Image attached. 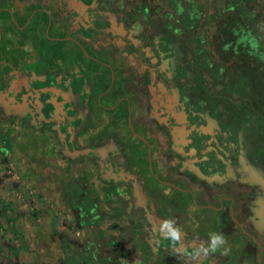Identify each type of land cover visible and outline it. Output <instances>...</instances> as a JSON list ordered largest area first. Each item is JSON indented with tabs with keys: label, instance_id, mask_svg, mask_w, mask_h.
<instances>
[{
	"label": "crops",
	"instance_id": "1",
	"mask_svg": "<svg viewBox=\"0 0 264 264\" xmlns=\"http://www.w3.org/2000/svg\"><path fill=\"white\" fill-rule=\"evenodd\" d=\"M263 37L264 0H0V165L42 198L0 175L17 234L24 209L42 214L31 251L0 242V264H188L212 233L227 254L191 264H264V191L201 158L222 114L208 95L237 92L226 61L252 66Z\"/></svg>",
	"mask_w": 264,
	"mask_h": 264
},
{
	"label": "flooded vegetation",
	"instance_id": "2",
	"mask_svg": "<svg viewBox=\"0 0 264 264\" xmlns=\"http://www.w3.org/2000/svg\"><path fill=\"white\" fill-rule=\"evenodd\" d=\"M262 41L264 45V37ZM245 51L243 53L251 55L252 66H247L242 60L226 61L224 66L238 73L244 71L234 85L237 92L223 91V86H230V82L216 83L213 86L216 91L208 95L220 97V103L215 108L220 107L222 114L218 118H211L214 150L202 154L201 158L209 159V169H216L224 163L227 166L224 173L227 175L235 168L236 176L242 181L248 180L247 184L264 191V47L250 46ZM223 56H227V53ZM226 96L242 98L230 105L225 101ZM207 128L203 127L201 131L205 132ZM194 134L197 135L196 131ZM254 221L262 225L264 218H254Z\"/></svg>",
	"mask_w": 264,
	"mask_h": 264
},
{
	"label": "rangeland",
	"instance_id": "3",
	"mask_svg": "<svg viewBox=\"0 0 264 264\" xmlns=\"http://www.w3.org/2000/svg\"><path fill=\"white\" fill-rule=\"evenodd\" d=\"M5 124H8L7 126H9L10 121H6ZM24 168V167H23ZM40 169V168H39ZM22 166L20 165H16L15 161L12 162V159H9V162H7L6 164H2L0 165V175L2 174L3 176H6L7 178L10 179V181H8L9 185H7L6 188H11L13 190V187L11 186V180H16L18 182V186L22 189L21 194L23 193V195L25 197H23V204H27V197L28 196H36L38 197L37 199H42L41 198V194L38 195L39 192V188L33 184V182L31 183H27V181H25L24 176H22ZM210 171H207L205 174H207L208 176H213L215 175V173L217 174V172L222 173L224 171H227V166L223 163L221 165H219L218 168L214 169L213 171L211 169H209ZM215 172V173H214ZM204 174V175H205ZM203 175V176H204ZM207 176V177H208ZM207 180V178H206ZM11 186V187H10ZM8 193V192H7ZM17 196V193H20V189L15 190L14 192H10L8 193L9 195L15 194ZM18 197V196H17ZM26 201V203H25ZM29 204V203H28ZM30 207V206H29ZM29 207H25L28 208ZM55 207L52 206V209H54ZM30 211H27L24 209V213L22 218L20 219V222H18L19 224V228H21L20 230L22 231L21 236L20 234H17V229L14 228L15 226V221H11L10 216H12L11 212H5L3 214L0 215V242L2 244V247L4 248L5 251H7L8 253H14L15 249L17 251L21 250L22 253H26L27 251H31L29 248L26 247L24 240H26V236L29 235H35L37 238V233L34 224H28L26 226L28 222V220H33V219H39L40 216H42V214L40 213H36L34 211V209H32V207L29 209ZM55 213V212H54ZM57 215H59L60 213H55ZM28 218V220H27ZM39 237V236H38Z\"/></svg>",
	"mask_w": 264,
	"mask_h": 264
},
{
	"label": "clouds",
	"instance_id": "4",
	"mask_svg": "<svg viewBox=\"0 0 264 264\" xmlns=\"http://www.w3.org/2000/svg\"><path fill=\"white\" fill-rule=\"evenodd\" d=\"M161 234L165 239L171 241L173 247H175L177 243L181 242V231L175 226L174 220L164 222ZM225 245L226 240L222 234H210L209 240L207 242H201L193 249L191 253H186L188 264H191V261L199 259L200 257H207L210 254L217 252L221 248L224 249V254H227L228 249L224 248Z\"/></svg>",
	"mask_w": 264,
	"mask_h": 264
}]
</instances>
